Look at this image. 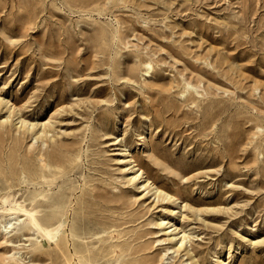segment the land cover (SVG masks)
Masks as SVG:
<instances>
[{"label": "rangeland", "instance_id": "obj_1", "mask_svg": "<svg viewBox=\"0 0 264 264\" xmlns=\"http://www.w3.org/2000/svg\"><path fill=\"white\" fill-rule=\"evenodd\" d=\"M0 264H264V0H0Z\"/></svg>", "mask_w": 264, "mask_h": 264}, {"label": "bare ground", "instance_id": "obj_2", "mask_svg": "<svg viewBox=\"0 0 264 264\" xmlns=\"http://www.w3.org/2000/svg\"><path fill=\"white\" fill-rule=\"evenodd\" d=\"M42 132H44V130H42Z\"/></svg>", "mask_w": 264, "mask_h": 264}]
</instances>
